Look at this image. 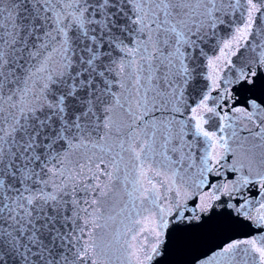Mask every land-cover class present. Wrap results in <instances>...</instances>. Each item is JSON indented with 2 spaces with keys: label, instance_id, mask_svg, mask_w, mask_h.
<instances>
[{
  "label": "snow or ice",
  "instance_id": "6c2138e0",
  "mask_svg": "<svg viewBox=\"0 0 264 264\" xmlns=\"http://www.w3.org/2000/svg\"><path fill=\"white\" fill-rule=\"evenodd\" d=\"M0 264H264V0H0Z\"/></svg>",
  "mask_w": 264,
  "mask_h": 264
}]
</instances>
